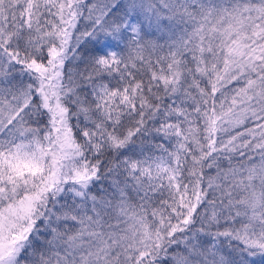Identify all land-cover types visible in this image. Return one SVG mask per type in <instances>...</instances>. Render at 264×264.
<instances>
[{
    "label": "snow or ice",
    "instance_id": "6c2138e0",
    "mask_svg": "<svg viewBox=\"0 0 264 264\" xmlns=\"http://www.w3.org/2000/svg\"><path fill=\"white\" fill-rule=\"evenodd\" d=\"M0 264H264V0H0Z\"/></svg>",
    "mask_w": 264,
    "mask_h": 264
}]
</instances>
